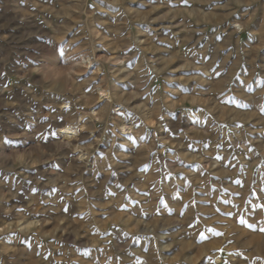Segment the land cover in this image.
Here are the masks:
<instances>
[{
    "label": "rangeland",
    "instance_id": "rangeland-1",
    "mask_svg": "<svg viewBox=\"0 0 264 264\" xmlns=\"http://www.w3.org/2000/svg\"><path fill=\"white\" fill-rule=\"evenodd\" d=\"M0 264H264V0H0Z\"/></svg>",
    "mask_w": 264,
    "mask_h": 264
},
{
    "label": "bare ground",
    "instance_id": "bare-ground-1",
    "mask_svg": "<svg viewBox=\"0 0 264 264\" xmlns=\"http://www.w3.org/2000/svg\"><path fill=\"white\" fill-rule=\"evenodd\" d=\"M101 95L104 97V96H107L108 93H106V91H105V92H102ZM60 127H61V131H63V132L66 133V137L67 138L71 137L70 133L73 132V128L71 127L70 124H68V123H61ZM123 130H128V129H127V127H124Z\"/></svg>",
    "mask_w": 264,
    "mask_h": 264
}]
</instances>
